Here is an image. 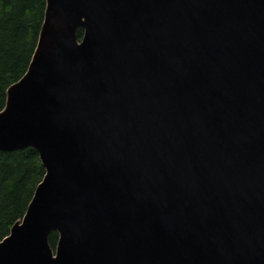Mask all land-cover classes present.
<instances>
[{"label":"water","instance_id":"95a60500","mask_svg":"<svg viewBox=\"0 0 264 264\" xmlns=\"http://www.w3.org/2000/svg\"><path fill=\"white\" fill-rule=\"evenodd\" d=\"M27 148L0 264H264V0H46L0 111Z\"/></svg>","mask_w":264,"mask_h":264},{"label":"trees","instance_id":"16d2710c","mask_svg":"<svg viewBox=\"0 0 264 264\" xmlns=\"http://www.w3.org/2000/svg\"><path fill=\"white\" fill-rule=\"evenodd\" d=\"M45 11L46 0H0V111L6 106L8 89L27 72ZM83 35V29H79L80 40ZM44 175L36 150L0 151V242L25 216ZM58 240V233H51L53 250Z\"/></svg>","mask_w":264,"mask_h":264}]
</instances>
